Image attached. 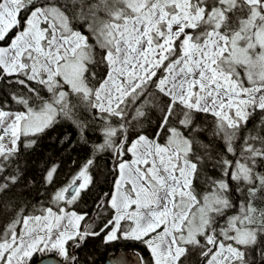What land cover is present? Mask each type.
I'll return each instance as SVG.
<instances>
[{"label":"snow or ice","instance_id":"obj_1","mask_svg":"<svg viewBox=\"0 0 264 264\" xmlns=\"http://www.w3.org/2000/svg\"><path fill=\"white\" fill-rule=\"evenodd\" d=\"M0 264H264V0H0Z\"/></svg>","mask_w":264,"mask_h":264},{"label":"trees","instance_id":"obj_2","mask_svg":"<svg viewBox=\"0 0 264 264\" xmlns=\"http://www.w3.org/2000/svg\"><path fill=\"white\" fill-rule=\"evenodd\" d=\"M120 251H126V252H129L127 249L125 248H120ZM103 259V258H102Z\"/></svg>","mask_w":264,"mask_h":264},{"label":"water","instance_id":"obj_3","mask_svg":"<svg viewBox=\"0 0 264 264\" xmlns=\"http://www.w3.org/2000/svg\"><path fill=\"white\" fill-rule=\"evenodd\" d=\"M125 252V251H124ZM117 254H119V253H117ZM125 255L126 256H129L130 254H129V252H125Z\"/></svg>","mask_w":264,"mask_h":264}]
</instances>
